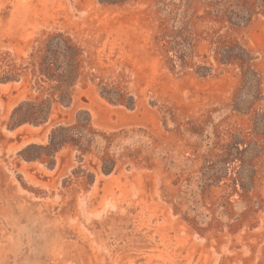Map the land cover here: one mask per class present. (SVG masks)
Returning a JSON list of instances; mask_svg holds the SVG:
<instances>
[{"label": "rangeland", "instance_id": "374dc122", "mask_svg": "<svg viewBox=\"0 0 264 264\" xmlns=\"http://www.w3.org/2000/svg\"><path fill=\"white\" fill-rule=\"evenodd\" d=\"M0 264H264V0H0Z\"/></svg>", "mask_w": 264, "mask_h": 264}, {"label": "trees", "instance_id": "16d2710c", "mask_svg": "<svg viewBox=\"0 0 264 264\" xmlns=\"http://www.w3.org/2000/svg\"><path fill=\"white\" fill-rule=\"evenodd\" d=\"M69 51L70 48L66 46L60 55L65 57ZM44 52H46V54L42 57L41 62L39 63V74L45 76L48 80H56L58 82V86L55 88V92H57L56 102L68 106L71 102V93L69 89L74 82L72 78L73 68L67 67L66 69L61 70L56 61V55L59 52L53 50L52 43L45 46ZM64 83L65 86L63 85Z\"/></svg>", "mask_w": 264, "mask_h": 264}]
</instances>
